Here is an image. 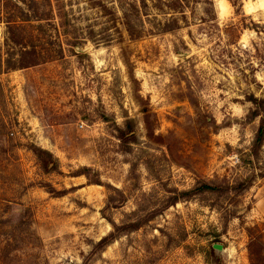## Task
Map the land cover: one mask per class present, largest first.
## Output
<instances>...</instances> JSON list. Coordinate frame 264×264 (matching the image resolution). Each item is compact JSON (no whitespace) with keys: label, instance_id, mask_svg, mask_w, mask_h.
Returning a JSON list of instances; mask_svg holds the SVG:
<instances>
[{"label":"rangeland","instance_id":"374dc122","mask_svg":"<svg viewBox=\"0 0 264 264\" xmlns=\"http://www.w3.org/2000/svg\"><path fill=\"white\" fill-rule=\"evenodd\" d=\"M53 6L0 0V264H264V0L139 39L117 0Z\"/></svg>","mask_w":264,"mask_h":264},{"label":"trees","instance_id":"16d2710c","mask_svg":"<svg viewBox=\"0 0 264 264\" xmlns=\"http://www.w3.org/2000/svg\"><path fill=\"white\" fill-rule=\"evenodd\" d=\"M42 1V0H41ZM119 9L122 13V21L125 27L127 36L131 39H139L142 37V34L138 33L136 27L141 26L145 30L144 24L147 23L150 30H147L144 34L150 35L154 31L158 33H166V32H173L180 28V21L187 22V15L186 12L189 11L191 6H196L197 4H202L207 6L208 8L205 10L204 16L200 19V22H209V20H216L215 16L211 14L208 18V14L210 15V7L212 6V0H117ZM231 2V0H228ZM46 3L48 8L46 12L45 18H39L38 8L34 10V18L37 21H46L50 26H55V12L53 6V0H43ZM36 1V6H38ZM233 4V3H232ZM235 7V4L233 5ZM68 5H66L63 9L62 17L65 19V23L70 25V18L71 16L67 12ZM212 9V8H211ZM157 12V14L163 17L162 20L156 19V17H152L149 19V16L152 15L151 12ZM154 15V14H153ZM52 23V24H51ZM16 25V24H14ZM64 27V26H63ZM53 31L56 33L57 28H53ZM52 36V33H49ZM57 36H59V32H57ZM57 48L58 52L60 53V47H53ZM35 48L32 47V53H23L22 58L16 59L12 62V67L17 68H25L31 65H36L41 60L50 61L52 57H39L36 53H34ZM61 54V53H60ZM42 61V62H44ZM253 106L257 110V116L260 118L259 126L256 132V135L253 140L252 145V152L258 150L262 144L264 143V98L262 99H252L251 100ZM197 187V186H196ZM204 189L209 192H214L217 190L215 187L204 186ZM199 191L198 188H193V191ZM214 251L212 248H209V256H213ZM211 264L210 260L208 262Z\"/></svg>","mask_w":264,"mask_h":264},{"label":"water","instance_id":"95a60500","mask_svg":"<svg viewBox=\"0 0 264 264\" xmlns=\"http://www.w3.org/2000/svg\"><path fill=\"white\" fill-rule=\"evenodd\" d=\"M213 250L217 251V252H221L222 251V247L219 245H213L212 246Z\"/></svg>","mask_w":264,"mask_h":264}]
</instances>
